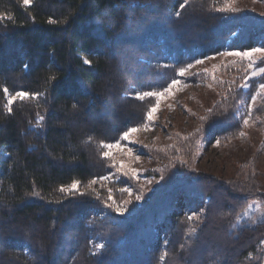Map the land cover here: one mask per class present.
Masks as SVG:
<instances>
[{"label":"trees","instance_id":"trees-1","mask_svg":"<svg viewBox=\"0 0 264 264\" xmlns=\"http://www.w3.org/2000/svg\"><path fill=\"white\" fill-rule=\"evenodd\" d=\"M256 1L262 11L236 0L182 10L183 0H0V264H264V221L240 228L253 204L264 208L257 154L226 178L198 169L205 145L236 144L245 119L264 146V74L251 79L247 59L185 78L215 101L188 110L195 126L169 144L139 147L156 163L147 184L99 147L156 125L147 113L159 97L137 93L165 92L197 60L264 47ZM4 88L40 95L8 113ZM73 180L78 190L59 191Z\"/></svg>","mask_w":264,"mask_h":264},{"label":"rangeland","instance_id":"rangeland-1","mask_svg":"<svg viewBox=\"0 0 264 264\" xmlns=\"http://www.w3.org/2000/svg\"><path fill=\"white\" fill-rule=\"evenodd\" d=\"M235 4L239 8L263 10L262 4L256 0H236ZM222 54L202 60L203 63L196 64L182 75L177 84L168 91L163 92L162 96H159V103L154 112L156 125L153 128L132 132L127 139V145L115 144L118 147L108 150L110 152L109 156L115 162L129 167L141 184H147L148 179L144 173L155 167L156 163L142 155L139 147L169 144L173 131L185 132L195 126V121L190 117L188 110L201 113L204 108L215 101V94L211 88L202 84H188L185 78L197 71L214 67L217 64L226 63L236 58H245ZM263 57L264 55L261 53H256L251 60L245 58L251 64V79L264 74L260 73V68L256 67L258 61ZM254 73L256 74L254 75ZM259 102L260 99L258 97L254 103L251 100L249 104L251 107L248 106L249 110ZM262 139L263 133L248 123L245 133L236 144L225 146L224 148L220 147L215 141L206 144L198 163V169L226 178L232 176L237 162L244 160L249 154L255 152L261 179L264 181V146ZM129 150L131 151L129 152ZM136 157H139V159H136ZM102 183L100 182L95 186ZM262 221H264V208L258 204H253L242 216L240 228L255 226Z\"/></svg>","mask_w":264,"mask_h":264},{"label":"snow or ice","instance_id":"snow-or-ice-1","mask_svg":"<svg viewBox=\"0 0 264 264\" xmlns=\"http://www.w3.org/2000/svg\"><path fill=\"white\" fill-rule=\"evenodd\" d=\"M32 2H33V0H23V4H24L25 6H31V5H32ZM187 3H188V0H183V3H181V4L179 5V9H180V10L184 9V8L186 7ZM220 10H221V11H227V10H230V5L226 6L225 8H222V9H220ZM231 10H232V11H235V9H231ZM180 14H181V12L178 10V11L176 12V16L179 17ZM3 18H4L3 16H0V19H3ZM8 19H11V17H8ZM49 23H56V21L50 19V20H49ZM256 53H261L262 55H264V47H260V48H252L250 51H244V52L223 53L222 55H233V56L245 57V58H248L249 60H251L252 57H253V55L256 54ZM83 62H84L85 65H89V66L92 64V61L89 60V59H86V58L84 59ZM196 63H197V64H200V63H203V61L197 60ZM26 67H27V65H26ZM191 67H193V65L189 64V65H187V67H185V68H181V69L179 70V74H180V75H184V74L187 72V70H188L189 68H191ZM259 72H260V73H264V68H260V69H259ZM255 74H256V73H254V75H255ZM50 79H55V77H51ZM177 83H178V81L173 80L172 83L169 85V87L166 88L164 91H168L171 87H173V86H174L175 84H177ZM260 89H261V90H264V84H261V85H260ZM3 91H4V93H5L6 97H7V103L5 104V110H6L8 113H12L13 109H12L11 105H12L17 99H19V100H21V101H23V100H27V99H35V98H37V97L40 95L39 93H29V92H25V91H18V92H15L14 94H12V93H9V90H8L7 88H4ZM162 95H163V92H151V91H149V92L137 93V94H136V97H137L138 99L143 100L145 97H151V96H157V97H159V96H162ZM259 95H260V93L257 92L256 95H253V96H252V101H253V103L255 102V100L257 99V97H258ZM74 107H75V105H74ZM249 107H251V105H249ZM155 111H156V108L153 107V108L147 113V118H148V120H152V119H153V114H154ZM41 119H43V117H41ZM244 124H245V125L248 124V120H247V119L244 120ZM135 131H137V129H135V128L129 129L128 132H125V133H124V137H123V138H124V139H128L130 133L135 132ZM241 135H243V133H241ZM91 139H92V138L89 137V141H91ZM99 147H100L101 149H108V150H111L113 147H118V145L107 144V143H104L103 141H100V142H99ZM130 151H131V150H129V152H130ZM109 154H110L109 151H104V152H102V155L105 156V157L109 156ZM136 159H139V157H136ZM125 174H127V173H125ZM102 179H107V177H103ZM95 183H97V180L94 179V180L90 181V182H89V185H87V186H88V187H91V185H92V184H95ZM79 184H80L79 181H77V180H73L72 183H71L70 185H68V186H66V187H65V186H61V187L59 188V191L62 192V193H63V192L74 193L76 190H78ZM33 195H39V194H38V193H33ZM137 199H141V197H140V196H137ZM117 210L119 211L120 209L117 208ZM192 218H193L192 216H189V217H188V219H192ZM95 247H96L97 249H100V248H103L104 245H103V244H96ZM164 255H166V253H165ZM164 255L161 256V259L164 258Z\"/></svg>","mask_w":264,"mask_h":264}]
</instances>
